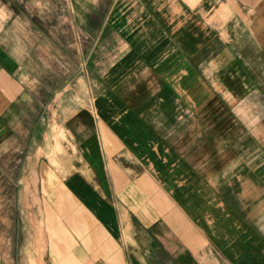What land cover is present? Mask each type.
I'll list each match as a JSON object with an SVG mask.
<instances>
[{
    "label": "crops",
    "instance_id": "obj_1",
    "mask_svg": "<svg viewBox=\"0 0 264 264\" xmlns=\"http://www.w3.org/2000/svg\"><path fill=\"white\" fill-rule=\"evenodd\" d=\"M24 1L0 0V224L35 190L43 264H264V0H57L52 62L102 65L51 89Z\"/></svg>",
    "mask_w": 264,
    "mask_h": 264
},
{
    "label": "rangeland",
    "instance_id": "obj_2",
    "mask_svg": "<svg viewBox=\"0 0 264 264\" xmlns=\"http://www.w3.org/2000/svg\"><path fill=\"white\" fill-rule=\"evenodd\" d=\"M53 2L56 3L57 0H25L22 4L23 6H27L30 12L33 13L29 15V27L32 29L29 37L32 38L33 43L37 40L41 45L43 43L45 44L43 45L44 47H37L32 43L33 45L27 48L29 60L34 61L35 64L33 63V65L36 68L37 66L39 67L36 69L39 74L32 71L30 81L34 84L38 82L39 84L43 83L46 88L51 89L53 84L63 87L70 80L73 86H77L78 88L83 81L80 77L85 74V70L87 69L90 75L92 73L96 74V71L100 69L102 63L88 62L86 64L82 62L79 57L80 53L78 48L67 45L60 48L62 55L61 62H52L51 56L59 53V48L53 47L52 45V36L55 34L61 37L66 44L69 38L71 40L74 39V35L69 30L68 23L63 22V19L60 22H49L48 17L51 18V15L47 13L46 8L54 7L52 5ZM60 3H63V0H60ZM42 9L43 11H41ZM37 12H39L38 15ZM35 16H39L41 20L42 18L45 19V23H37L39 22L36 19L38 17L35 18ZM80 36L77 35V39ZM96 50L99 52V48ZM42 57H44L43 61L41 59ZM49 57L50 59H48ZM42 77H44L43 80L41 79ZM89 80L91 81V79ZM44 98L47 101L49 96L45 94ZM36 113V111L30 112V117L35 118ZM38 113L40 117L41 112ZM44 118L46 124L49 120L53 123L55 141H64L66 139L65 132L62 126H60L61 124L59 123L58 125V122H56V112L52 113L51 111L45 110ZM63 150V146L57 143L56 151L62 152ZM20 193H14L15 205L13 208L12 224H9V222L0 224L2 226L0 228L1 231L5 232V229L8 228L11 231H8L9 235L14 236L9 239H0V264H43V232L36 207L35 190L29 191L28 207L21 201L22 196ZM16 226L17 229H15Z\"/></svg>",
    "mask_w": 264,
    "mask_h": 264
}]
</instances>
